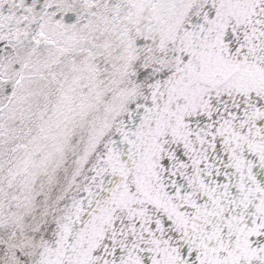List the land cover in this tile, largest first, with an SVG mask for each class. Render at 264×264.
<instances>
[{"label":"snow or ice","instance_id":"snow-or-ice-1","mask_svg":"<svg viewBox=\"0 0 264 264\" xmlns=\"http://www.w3.org/2000/svg\"><path fill=\"white\" fill-rule=\"evenodd\" d=\"M0 264H264V0H0Z\"/></svg>","mask_w":264,"mask_h":264}]
</instances>
